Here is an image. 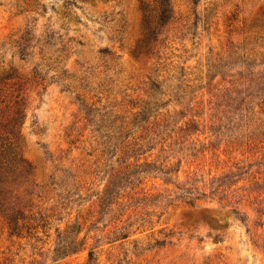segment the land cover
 <instances>
[{
	"label": "rangeland",
	"instance_id": "obj_1",
	"mask_svg": "<svg viewBox=\"0 0 264 264\" xmlns=\"http://www.w3.org/2000/svg\"><path fill=\"white\" fill-rule=\"evenodd\" d=\"M140 2L0 0V264H264V0Z\"/></svg>",
	"mask_w": 264,
	"mask_h": 264
},
{
	"label": "trees",
	"instance_id": "obj_2",
	"mask_svg": "<svg viewBox=\"0 0 264 264\" xmlns=\"http://www.w3.org/2000/svg\"><path fill=\"white\" fill-rule=\"evenodd\" d=\"M195 2H197V0H193L194 4ZM140 10L143 11L142 23L146 31L144 42L147 45L151 41H155L156 36L158 34L157 33L158 28L163 27L170 21V19L172 18V12L169 7V0H159L158 13H157L155 21H153L146 14L144 10V6L141 2H140ZM27 38H28V33H24L19 38V40L15 42L14 47H16L17 49V54L20 60H24L25 51L28 49V46H27L28 39ZM100 53L107 54V51L102 50L100 51ZM11 76L12 74L8 75L3 80H8L11 78ZM33 79H39L40 81H44V79L40 77V75L37 73V70L35 69L33 70ZM141 114H143V112L139 113L138 116H140ZM87 122L90 123L89 121ZM161 126L164 127V125H161ZM189 128H193L192 125L185 124L184 130L188 131ZM182 130L183 129H179V131H182ZM192 131L194 133L199 132V130L194 129V128L192 129ZM3 160H5V158H3L0 155V215H2L4 220L6 221V225H7L9 232L11 234H15L16 236H20L21 231L24 228H26L27 230L35 229V228L26 227L24 222H21V224H19L20 221L24 220V217H22L20 211L17 208L10 206L8 204L10 194H11L9 190H11L14 186H16V183H14L16 181L14 172L17 170V167L15 166H19L21 168V170L18 171L19 172L18 174H21V172H23L25 177H29L31 175V169L29 165L23 160V158L20 155H18L17 152H14V155L7 162L5 163L1 162ZM3 164L6 165V168L3 167ZM176 190L181 191L179 198L187 199L189 200V202H191L194 199L192 197V192H189L186 189L178 188V187H176ZM41 227H43V225ZM77 234L78 232H76V234L74 235V238L70 240L69 244L65 248L68 251H76L75 248L77 246V243L75 240H76ZM91 256L92 254L89 252L87 264L91 261Z\"/></svg>",
	"mask_w": 264,
	"mask_h": 264
}]
</instances>
